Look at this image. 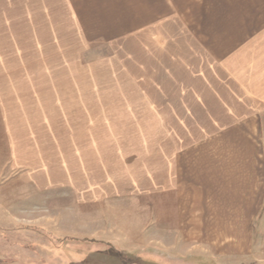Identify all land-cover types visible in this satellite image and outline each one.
Instances as JSON below:
<instances>
[{"label":"crops","instance_id":"crops-1","mask_svg":"<svg viewBox=\"0 0 264 264\" xmlns=\"http://www.w3.org/2000/svg\"><path fill=\"white\" fill-rule=\"evenodd\" d=\"M5 2L0 0V10ZM35 2L41 7L30 10L40 12L32 20L37 30L33 35H38L41 45L49 50L53 44L44 39V30L54 27V34L61 36L56 43L61 46V51L56 50L60 59L69 51L78 55L82 50L78 43L75 49L59 44L65 40L64 27L68 36L82 35L89 51L98 43L121 44L120 52L126 51L130 57L124 73L131 76L130 82L134 77L135 100H143L150 111L155 139L149 142L157 146L164 143L162 155L152 145L157 154L151 156V169L147 170L150 185L131 194L119 193L139 200L151 197L150 209L156 218L152 228L158 231L154 232L157 238L152 240L149 258H161V227L172 237L180 234L178 239L185 245L198 244L197 264L211 260L209 244L230 243L242 236L239 242L249 249L255 228L264 221V0ZM43 4L48 5L46 9ZM12 19H7L6 30L17 35ZM51 19L55 22L49 25ZM2 28L0 35L4 36ZM26 48L32 50L25 45L24 52ZM6 50L16 52L17 47L8 45ZM30 82L31 77L15 75L14 61L0 58V237L8 246L3 253L0 242V258L15 256L16 236L11 230L28 226L47 229L50 224L56 228L51 232L54 237L66 240L65 248L55 247L56 253L51 255L54 264L120 263L124 256L111 246L116 245L112 238L121 234L114 204L97 205L93 185L77 186L73 162L52 168L47 164L51 154L47 143L32 142L31 124L20 117L32 112L25 100L16 98V85ZM159 130L161 138L157 134L160 139L156 141ZM59 144L62 149L63 144ZM56 153L63 160L65 151ZM75 153L78 158L79 152ZM81 189L87 196L80 197ZM50 196L57 198L56 211L61 207L57 213L70 212L66 215L69 220L59 214L49 224L43 218L30 219L32 206H40ZM65 196L78 202L65 207ZM163 212H167V219ZM192 227L198 228V233L181 231ZM42 231L39 237L46 238L47 232ZM31 236L25 232L24 241ZM138 243L141 246L126 253L145 255L144 242ZM172 247L168 246L167 264H175L170 262L172 258L180 259L172 254L182 248L172 251ZM229 252L233 254L232 249ZM183 259L186 261V256ZM216 261L212 264H220Z\"/></svg>","mask_w":264,"mask_h":264},{"label":"rangeland","instance_id":"rangeland-1","mask_svg":"<svg viewBox=\"0 0 264 264\" xmlns=\"http://www.w3.org/2000/svg\"><path fill=\"white\" fill-rule=\"evenodd\" d=\"M35 1L38 2V0H6L4 4H1L3 8L0 10V26L4 31V36L2 33L0 40L5 45V48L3 46L0 48V58L14 61L17 77L27 76L29 79L31 77L30 83L16 85V98L18 101L19 99L25 100L26 108L28 107L27 109L32 112L31 116H27V113L26 116L22 114L20 116L26 123L31 124L32 142L47 143V150L51 153L48 154L47 164L52 168L58 163L73 162V166L77 169L74 174L78 177L76 178L77 186L92 188L91 185H93L97 205L99 203L106 204L105 206L108 203L114 204L115 215H118V219L121 220L119 228L121 234L119 233V237L112 238L114 242L116 241V245L111 246L119 249V253L124 257L120 263L118 260H109V264H167L169 245L173 246L172 251L174 247L182 248L180 253L172 254L173 257L179 256L180 259L175 258L173 261L172 258L170 262L197 264L196 257L200 255L198 244L191 242L185 245L181 238L178 239L180 234L172 237L168 235L167 228L163 229V227L159 228L161 258L159 261L149 258L152 251V240L157 238L154 232L158 231L156 227L152 228L153 220L156 218L153 217L150 209L151 197H141L139 200L131 196H128L131 198L119 196L120 192L125 195L131 194L138 187L144 186L146 189L150 185V172L147 170L151 169V156L157 154L155 151L152 152V148L153 146L156 149L159 148L161 154L164 144L159 143L157 146L156 143L149 142L151 138L155 139L152 118L144 101L135 100L136 88L132 82L134 77L130 82L131 76L124 73V67L129 65L128 60L130 59L127 52H120L121 44L98 43L94 45L92 42L96 48L94 51H89L86 47L88 43L84 41L82 35L68 36L66 35L68 29L64 27L66 41L63 39L59 41V44L63 42L65 49H71L72 45L74 47L78 43L82 50L78 55L75 50L69 51L64 55V59H60L59 52L56 50L61 51V46L58 48L56 43L61 36L54 34L56 30L54 27L49 26L44 30L47 32V37L44 39L52 40L53 45L50 46L53 47L49 50L44 47L45 44L41 45L38 35H33V32L37 30L32 20L37 19L40 12L30 10H39L41 7V4ZM43 6L46 9L48 5L43 4ZM10 17L14 20L17 35H14V30H6L7 19ZM47 22L50 25L55 21L51 19ZM64 26H69V24ZM24 30L25 35H23ZM8 45H14L17 51L8 52L6 50ZM25 45L32 50L29 51L26 48L27 51L24 52ZM17 81L20 82L18 79ZM17 117L19 118L18 115ZM155 127L160 128L159 125ZM159 133L161 138L159 130L156 133V141L160 139H157ZM59 143L63 144L62 149L59 148ZM75 143H79V147ZM87 145L91 147L88 148ZM57 151H65L64 158L67 157L68 160L64 158L61 160L59 157L61 154L56 153ZM73 152L74 154H71ZM75 152H79L78 158ZM145 182L149 184L146 185ZM110 192L115 194L109 197ZM78 194L82 195L81 198L87 196L82 189ZM66 197L68 196L64 198L67 199ZM56 199L50 196L40 206L34 204L30 219L43 218L49 224L54 223L59 214V217H63L64 220H69L66 218V215H71L69 211L57 213L61 207L59 206L56 211ZM98 199L104 200L99 201ZM77 202L76 199H67L63 205L67 207ZM162 216L167 219V212H163ZM260 223L254 230V243L249 249L239 242L240 239H244L242 236L240 239L234 237L233 242L230 243L209 244L208 256L211 260L206 264H212L214 260L220 264H264V221ZM47 227L46 229V227L28 226L26 229L17 228L14 231L10 229L16 236L13 238L15 256L11 259L0 258V264H54L55 260H52L51 255L56 253L55 247L65 248L66 240L61 241L54 237L55 235L51 232L55 233V226L49 224ZM29 229L32 232H29ZM42 230L47 232L46 238L39 237ZM182 230H196L197 233L199 231L194 227ZM112 231H114L113 228ZM25 232L36 237L31 236L29 240L24 241ZM1 241L3 242L1 251L6 253L7 242L2 236ZM139 241L144 242L142 246L145 247L147 253L144 255L128 252L127 254V249L134 250L141 246ZM230 249L233 250V254L229 252ZM183 256H186V261Z\"/></svg>","mask_w":264,"mask_h":264}]
</instances>
